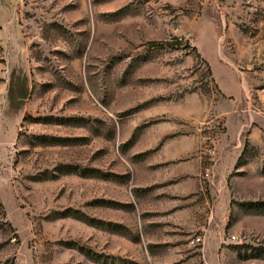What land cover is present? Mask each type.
Masks as SVG:
<instances>
[{
  "label": "rangeland",
  "instance_id": "obj_1",
  "mask_svg": "<svg viewBox=\"0 0 264 264\" xmlns=\"http://www.w3.org/2000/svg\"><path fill=\"white\" fill-rule=\"evenodd\" d=\"M0 264H264V0H0Z\"/></svg>",
  "mask_w": 264,
  "mask_h": 264
}]
</instances>
